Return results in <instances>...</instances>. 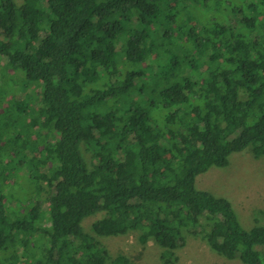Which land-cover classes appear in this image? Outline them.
<instances>
[{"label":"trees","instance_id":"trees-1","mask_svg":"<svg viewBox=\"0 0 264 264\" xmlns=\"http://www.w3.org/2000/svg\"><path fill=\"white\" fill-rule=\"evenodd\" d=\"M0 60V264H134L101 241L132 232L264 264L195 187L264 156V0H0Z\"/></svg>","mask_w":264,"mask_h":264},{"label":"rangeland","instance_id":"rangeland-1","mask_svg":"<svg viewBox=\"0 0 264 264\" xmlns=\"http://www.w3.org/2000/svg\"><path fill=\"white\" fill-rule=\"evenodd\" d=\"M1 70L7 71L2 60ZM85 158L89 160L87 153ZM195 187L229 201L244 228H251L255 220L264 226V156L256 159L248 150L234 153L229 157L227 167H211L197 176ZM101 217V214H97L86 218L82 223L84 229L89 231L91 224ZM101 241L112 255L124 254L134 264H162L160 248L153 242L141 245L136 232L119 237H104ZM177 255L176 264H238V261H226L213 254L199 237H188L186 245Z\"/></svg>","mask_w":264,"mask_h":264}]
</instances>
